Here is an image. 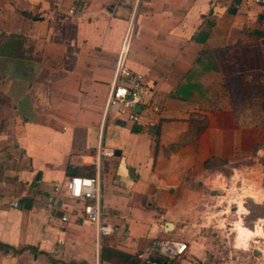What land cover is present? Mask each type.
<instances>
[{"label":"crops","instance_id":"1","mask_svg":"<svg viewBox=\"0 0 264 264\" xmlns=\"http://www.w3.org/2000/svg\"><path fill=\"white\" fill-rule=\"evenodd\" d=\"M73 5L84 7L81 19L67 15ZM128 30L123 63L148 87L137 124L116 106L104 116ZM212 55L231 57L241 73L264 74V7L0 0V245L10 247L0 249V264H110L100 263L101 245L136 256L155 240L186 235V252L172 264H204V244L191 236L202 227L198 215L211 213L200 202L221 173L215 166L264 143V130L239 126L231 109L203 110L190 97L194 69ZM98 145L120 152L101 163L104 221L130 236L117 232L97 245L95 228L77 217L63 223L58 203L68 177H93ZM72 156L83 161L71 165Z\"/></svg>","mask_w":264,"mask_h":264},{"label":"rangeland","instance_id":"2","mask_svg":"<svg viewBox=\"0 0 264 264\" xmlns=\"http://www.w3.org/2000/svg\"><path fill=\"white\" fill-rule=\"evenodd\" d=\"M230 58L212 55L206 62L209 64L198 65L190 77V97L204 102L206 107H200L203 110L241 109L246 104L247 115H255L256 123L248 128L261 130L264 97L251 86L254 81L264 85V76L259 78L254 73L234 70ZM259 99L261 105L252 111L253 103ZM197 118L198 122L204 120ZM255 135L257 138L259 134ZM256 146L259 151L255 157L238 155L230 160L231 164L228 158H223L215 166L221 173L217 182L208 184V201L205 205L200 202V207L211 213L198 215L199 223L195 222L202 227H193L197 233L191 234V240L201 238L204 244L202 249L207 255L204 264H264V169L260 164L264 143L261 141ZM249 230L260 235L255 237ZM186 239L187 235L182 240Z\"/></svg>","mask_w":264,"mask_h":264},{"label":"built area","instance_id":"3","mask_svg":"<svg viewBox=\"0 0 264 264\" xmlns=\"http://www.w3.org/2000/svg\"><path fill=\"white\" fill-rule=\"evenodd\" d=\"M246 4L264 7V0H243ZM56 8L63 5L64 0H53ZM84 14V7L73 5L67 10V15L74 19H81ZM129 36V30L123 39L121 49L118 54L115 66V79L109 99L107 101L104 116L108 114L111 106H116L118 113L123 114L124 121L130 124L140 122L143 111V96L148 91L141 74L130 71L123 63L125 47ZM115 157L113 149H105L100 145L95 150L94 159L90 162L95 167L93 177L70 176L63 183L61 201L64 213L61 218L63 223H68L72 217H77L83 224H88L95 228L97 245L102 237L121 233L123 240L128 239L130 232L119 229L104 221V212L101 196L100 170L101 163L105 159ZM83 161L82 156L70 157L71 165ZM56 192L60 191L57 187ZM71 201L74 207L67 204ZM12 206L17 208L18 203ZM186 252V243L179 239H161L151 243L149 249L144 253L137 254L141 264H172Z\"/></svg>","mask_w":264,"mask_h":264},{"label":"trees","instance_id":"4","mask_svg":"<svg viewBox=\"0 0 264 264\" xmlns=\"http://www.w3.org/2000/svg\"><path fill=\"white\" fill-rule=\"evenodd\" d=\"M205 36V34H204ZM204 38L203 36L198 38L199 41H202ZM263 77V74L261 73H254L255 77ZM259 81V80H258ZM260 82V83H259ZM256 82L254 81L252 83V88H254V90H257L261 93V96L264 97V85L261 83V81ZM261 99H259L258 101H250V102H255L252 105V111L256 110L260 105H261ZM246 104L241 108V109H231L232 110V115L234 118V122L236 124H238L239 126L243 127V128H248L251 126H254V124H256L255 121V115H253L252 113L250 114V116L247 115V113L249 112L246 109ZM244 115V119L242 116ZM251 117V118H249ZM253 124V125H252ZM264 130V128H262ZM135 132V129H133ZM257 146L255 145V147L253 148L252 151V157L257 154V152L259 151L258 148H256ZM260 164L262 165L263 169H264V154L262 156V158L260 159ZM95 174V171H94ZM94 176V175H93ZM264 206V205H263ZM1 248H10L9 246H3L0 245V249ZM20 251V250H19ZM19 251H16V253H18ZM99 259H100V263L102 262H106V263H110V264H141L137 258V256H130L124 252H121L115 248H111L105 245L101 246L100 249V254H99Z\"/></svg>","mask_w":264,"mask_h":264},{"label":"water","instance_id":"5","mask_svg":"<svg viewBox=\"0 0 264 264\" xmlns=\"http://www.w3.org/2000/svg\"><path fill=\"white\" fill-rule=\"evenodd\" d=\"M121 123H122V122H121ZM123 124H124V123H122V125H123ZM153 132H155V130H154ZM149 133H152V131H150ZM114 153H115V156H116V157L120 155V152H119V151H114ZM130 171H131V170H129V174L131 173ZM69 172H70L72 175H73V173H74V171H73L72 168L69 170ZM58 205L60 206L61 203L59 202ZM169 227H171V224L168 225V228H169Z\"/></svg>","mask_w":264,"mask_h":264},{"label":"bare ground","instance_id":"6","mask_svg":"<svg viewBox=\"0 0 264 264\" xmlns=\"http://www.w3.org/2000/svg\"><path fill=\"white\" fill-rule=\"evenodd\" d=\"M169 228H171V227H169Z\"/></svg>","mask_w":264,"mask_h":264}]
</instances>
